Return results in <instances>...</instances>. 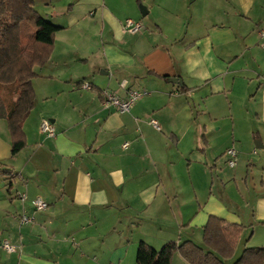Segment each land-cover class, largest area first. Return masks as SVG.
I'll list each match as a JSON object with an SVG mask.
<instances>
[{"label": "crops", "instance_id": "1", "mask_svg": "<svg viewBox=\"0 0 264 264\" xmlns=\"http://www.w3.org/2000/svg\"><path fill=\"white\" fill-rule=\"evenodd\" d=\"M34 4L61 29L33 67L14 156L0 119V165L12 172L0 183V264H136L140 241L203 246L210 216L244 226L226 264L264 248V0ZM128 18L142 29L124 32ZM3 89L9 107L17 94ZM105 89L146 94L121 113ZM230 147L238 161L225 168ZM35 198L48 208L34 210ZM171 264L189 263L176 252Z\"/></svg>", "mask_w": 264, "mask_h": 264}, {"label": "trees", "instance_id": "2", "mask_svg": "<svg viewBox=\"0 0 264 264\" xmlns=\"http://www.w3.org/2000/svg\"><path fill=\"white\" fill-rule=\"evenodd\" d=\"M60 29L36 10L34 0H0V85L7 87L10 95L17 94L9 107L0 94V119L8 122L12 156L26 146L23 123L34 106L33 67L48 61L55 33ZM182 90L187 88L182 86ZM0 174L12 172L0 165ZM243 229L242 225L210 216L203 228V246L192 241H169L154 249L140 241L136 264H171L176 252L189 264H226ZM232 264H264V248L243 249Z\"/></svg>", "mask_w": 264, "mask_h": 264}, {"label": "built area", "instance_id": "3", "mask_svg": "<svg viewBox=\"0 0 264 264\" xmlns=\"http://www.w3.org/2000/svg\"><path fill=\"white\" fill-rule=\"evenodd\" d=\"M141 29H142V24L139 21H135L131 18L126 19L122 26V30L124 32H130V33L138 32ZM260 36L261 38H264V31L260 32ZM263 46H264V42H263ZM120 85L121 87H124V83H121ZM81 86L84 89H91V85L88 82H82ZM145 94L146 92L141 91V90L129 89L126 91V95L122 98L118 96L117 94H115L114 92H111L109 90L105 89L101 91V95L103 98V104L107 107L113 106L117 109L118 112H121V113L127 112L131 108L133 103H135L139 98H141ZM150 122L153 126L158 127L155 120L152 119ZM40 129H41V132L47 136H53L55 134L53 124L48 119H44L41 122ZM126 145L127 144H123V147H125ZM225 154L227 156V160H226L227 165L229 167H234L238 161L237 150L234 147H230L226 150ZM1 176H4V175L0 174V178ZM19 196L21 199L25 198L24 193L19 194ZM31 203H32L34 210L36 211L46 210L49 206L48 203L42 200L41 198H35L34 200H32ZM19 220L21 223H30L32 221V218L29 215L22 213L19 215ZM3 247L9 252L14 251V247L10 246L7 242L3 243Z\"/></svg>", "mask_w": 264, "mask_h": 264}, {"label": "rangeland", "instance_id": "4", "mask_svg": "<svg viewBox=\"0 0 264 264\" xmlns=\"http://www.w3.org/2000/svg\"><path fill=\"white\" fill-rule=\"evenodd\" d=\"M3 90H4V89H3V86L0 85V94L3 96V98H5V96H4L5 93L3 92ZM225 164H226V166H225V168H226L228 165H227V163H225ZM228 167H229V166H228ZM230 168H231V167H230ZM5 179H6V178H4V176H3L2 178H0V183H5ZM240 250H241V247L238 248L237 253H239Z\"/></svg>", "mask_w": 264, "mask_h": 264}]
</instances>
